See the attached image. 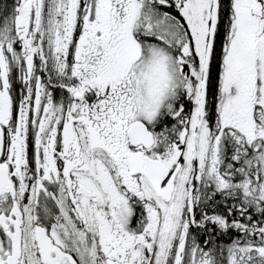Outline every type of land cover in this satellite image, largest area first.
I'll return each mask as SVG.
<instances>
[{"label": "snow or ice", "instance_id": "snow-or-ice-1", "mask_svg": "<svg viewBox=\"0 0 264 264\" xmlns=\"http://www.w3.org/2000/svg\"><path fill=\"white\" fill-rule=\"evenodd\" d=\"M0 264H264V0H0Z\"/></svg>", "mask_w": 264, "mask_h": 264}]
</instances>
